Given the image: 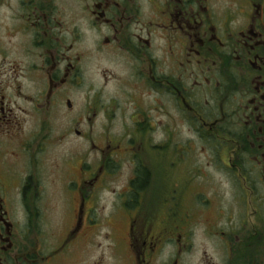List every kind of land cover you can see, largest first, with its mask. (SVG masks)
Segmentation results:
<instances>
[{"label":"flooded vegetation","instance_id":"obj_1","mask_svg":"<svg viewBox=\"0 0 264 264\" xmlns=\"http://www.w3.org/2000/svg\"><path fill=\"white\" fill-rule=\"evenodd\" d=\"M0 264H264V0H0Z\"/></svg>","mask_w":264,"mask_h":264},{"label":"rangeland","instance_id":"obj_2","mask_svg":"<svg viewBox=\"0 0 264 264\" xmlns=\"http://www.w3.org/2000/svg\"><path fill=\"white\" fill-rule=\"evenodd\" d=\"M3 12H4V9H2V14ZM71 137L72 136L66 137V139L64 140V144L62 146H59L58 148L59 154H62L63 156L65 155L66 160L70 158L69 155L71 154L72 151L81 150L87 147V146H77V143L73 141ZM49 153L51 154V151ZM195 158L197 162H199L200 160L198 159H202V155H198ZM46 184H48L47 185V200L49 201L50 206L56 207V212H58V215H55L52 221L58 222L59 221L58 218H61L65 224L69 223V221H67L68 219L67 215H68V212H70V215H71L70 210L71 209L73 210V206L75 205V194H74L75 184L72 185V183H70L66 185L65 190L64 188H62L63 184L60 181L59 183L50 182V179H49L46 182ZM100 200H101V206L102 207L104 206L106 211L108 212L113 206V203H114L113 198L108 192H105L100 198ZM106 246H109V243Z\"/></svg>","mask_w":264,"mask_h":264}]
</instances>
